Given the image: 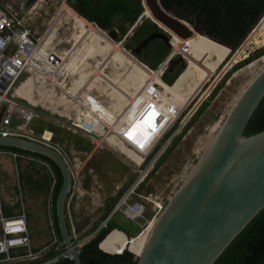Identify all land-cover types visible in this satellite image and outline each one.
Here are the masks:
<instances>
[{"label":"built area","instance_id":"obj_1","mask_svg":"<svg viewBox=\"0 0 264 264\" xmlns=\"http://www.w3.org/2000/svg\"><path fill=\"white\" fill-rule=\"evenodd\" d=\"M29 19L27 20L23 15H15L5 11L0 4V115L2 114L0 136L17 137L36 142L53 149L62 156L69 168L72 181L71 193L68 199L69 210L73 199H83L88 195L86 182L89 177L85 170L93 159L96 150L84 155L82 152L69 154L62 146L53 141V134L48 132V129L36 133L33 123L36 120L47 122L49 119L40 117L39 112L35 110L36 101L34 99L41 97L46 101L53 102V104L59 101V105H55L61 107L64 104V110H66V108H70L78 96L76 107L79 110L76 111L78 116L75 119L76 124H73V129L85 133L88 140L99 149L102 148L103 144H97L96 134H99L102 130H108L110 137L104 139L105 143L118 151L124 163L132 167L136 174L135 182L118 201L113 214L108 216L103 225L105 227L106 223L113 219L117 212L122 213L125 220L137 223L138 220L143 219L145 208L140 200H135V197H137L136 192L148 176V172L152 171L156 161L166 153L169 146H172L173 141L182 130L189 126L200 109L197 96L204 86L188 101L180 104L178 99L174 102L167 96L168 85L161 80V77L167 72L171 62L176 57H183L188 54L191 44L188 41L176 44L172 41L171 51L161 64L155 70L146 67L148 75H146L140 92H142L141 96L144 97L142 99L143 103L148 104L151 102V105H155L153 122L160 126V132L148 138L143 134L132 135L131 138L127 121L130 109L122 117L115 116L113 108L107 106L104 101L99 100L98 96L94 95L95 92L101 94V92L105 93L109 90L108 96L110 99L115 97L112 88L103 81L102 76L99 79L92 80L93 84L87 87L86 91H81L86 84V80L89 77L91 78L89 74H85L86 71L84 70L83 62L85 59L82 54L86 50L80 52L73 47L68 52H60L57 49L59 47L58 43L54 42L56 41L54 31L50 28L43 36L37 38L31 33L30 26L27 27ZM89 25L93 31L97 30L107 37L106 32L99 30L94 24L89 23ZM52 33L51 44L49 37ZM70 52H73V54L69 55ZM23 77L24 79L21 81ZM109 77L114 78L113 75H109ZM26 81L31 83L30 97L33 103L27 102L18 93V88ZM97 81L106 84V87ZM97 85L100 87L99 89ZM79 93L80 95H78ZM21 100L26 101L28 105L19 102ZM143 103L140 102V106L138 105L136 114L142 105L144 108ZM96 106L101 108L102 113L100 115L102 116H97L100 119L98 120L97 130L90 131L87 127L86 118L90 112L96 115L93 112ZM134 106L135 104L132 102L130 108ZM62 127L64 128L63 125ZM5 161L14 164L17 173L13 202L2 198L0 178V264H54L62 258L72 261V257L59 240L55 229L52 197L56 181L50 165L32 155L0 150V165ZM23 164L44 169L46 176L51 179V197L48 200L47 214L48 228L52 239L48 245L41 247H36L32 242L27 197L19 173V168ZM89 195L94 200V194ZM166 204L154 205L153 211L157 217H154L152 221H156ZM94 235L92 237L85 236V238H81L82 241H79L71 232L74 248L79 255L84 245ZM52 252L55 253L54 257L51 256Z\"/></svg>","mask_w":264,"mask_h":264},{"label":"rangeland","instance_id":"obj_2","mask_svg":"<svg viewBox=\"0 0 264 264\" xmlns=\"http://www.w3.org/2000/svg\"><path fill=\"white\" fill-rule=\"evenodd\" d=\"M1 1L3 3V6L8 9L11 14L20 16L23 15L27 18V20L28 18H30L27 27L30 26L29 28L31 30V33L37 38L43 36L44 33L51 28V30L55 29L56 33L54 32V37L56 38V41L54 42L58 43L57 45L59 47L57 49L60 52H68L70 51V48L72 49L74 47L73 44L75 42H72L71 38L73 37L72 35L77 32V30H74V25H72L73 23L70 20L66 21V16L60 15L62 9L61 7L66 6L70 8L68 5V2L70 0H35L34 3H32L25 11H23L24 0ZM179 13L182 16V19L187 23H189V21L193 18V14L191 12H186L184 14H181V12ZM263 21L264 17L236 51L232 52V49L230 48L231 53L228 54L215 74L205 85H203L204 87L198 92L197 100H199V108L207 102L209 96L219 85L223 84L222 88L220 89V91H218L216 97L212 99V101H210L202 115L198 117L193 125L188 129L186 134L182 137V139L170 153V155L166 157L164 163L160 166V168L154 171L155 165L161 160V158L156 161L154 167L152 168V171L150 170L151 172H148V176L145 178L141 185L143 186V190L141 192L137 191L135 194L137 196L135 197V200H140L145 208L143 219L138 220V222L135 223L125 220L122 216V213L117 212L114 215L113 220L117 221L121 226H123L130 232L129 236H126L125 234L119 232L126 238L127 241L132 242L137 238L139 239L141 234L149 226L148 222L153 223L154 221L152 222V220L154 219V217H157L153 211L154 205L167 203V201L172 198L173 195L179 190V188H181V186L185 183L186 179L190 176L193 169L196 167L197 163L203 156L204 152L215 138L218 131L214 132L213 129L216 126L223 125L237 98H239L243 90L247 88V86L264 68V66L260 64L255 69L254 74L240 75L236 78H233L235 74L243 70L251 63L257 62L260 59L259 58L237 70L226 80V76H228L233 67L237 66L243 61L245 62L255 51L264 48V46L254 45L253 40H251V36H253V34ZM58 22L60 23L58 24ZM144 23L145 17L141 19L138 18L134 22H129L120 18L116 22L118 39L113 41L107 32L106 35L112 43L116 44L117 47H119L120 50L130 55L132 58L136 59L144 66H147L149 69H151L149 66L150 63H148L147 65L142 56H134L131 53L130 49L125 47L126 42L130 41V39L132 38V33L135 32V30L137 31ZM134 26H136V28L131 33V29ZM118 27H122L125 30V34L121 33ZM117 54L118 52H115L112 56H115ZM237 54L238 56L235 57ZM183 57L178 56L174 60L182 58L186 66L187 62L190 60V57L188 56V54L184 55ZM83 64L85 67L84 70L86 71L85 74H89L91 78L89 77L86 80V84L83 86L81 91H86V87H89L91 84H93L92 80L99 79L103 74L107 77H109V75H113L116 80V86L121 85L122 87V84H125L126 86L128 85L127 89L129 91L127 95L123 94L121 96L119 92L117 93L118 95L114 94V96L117 95V100L110 99V97L108 96L110 92L109 90H107L105 93L101 92V94H99L98 92H95L94 94L95 96H98L99 100L104 101L107 106L114 108V112L116 111L115 116H124L130 109V104L133 102V95L137 94L138 91L140 93V90L142 89V87H140L139 85L138 89L135 90L132 87L131 79H129L127 82V77H129V74H131V68H127L125 66L122 67L118 60L111 64L110 59L109 65H105L103 67V72L99 69L93 68L94 65L90 62L84 61ZM118 66L121 67V69H117L119 68ZM140 77H144V79L146 78L145 75H142ZM23 79L24 77L21 79V81ZM122 80L124 81V83ZM97 82L106 87V84L100 81ZM97 87L98 89L100 88L98 85ZM113 89L114 88H112V90ZM78 95H80V93ZM34 100L38 102V105H35V110L39 112L40 117H47L49 119V121L47 122L36 120L33 123V127L36 133H40L42 132V130L48 129L47 131L53 134V141L56 144L62 146L69 154L82 152L84 155L96 150L93 159L87 165L85 170L87 176L89 177L88 181L86 182L88 195L83 199H73L72 204L69 206V210L67 205L70 230L79 241H82L81 238H85L86 235L88 237H92L101 228L104 227V222L102 223V219L105 214L104 209L108 204L113 205L112 211L115 209L118 201L135 182L134 181L131 184V180L135 178V171L132 167L124 164L123 158L120 156L118 151H116L109 144L105 143L104 139H106V137H110L108 130H102L99 134H96L97 144H103L102 148L99 149L96 148L95 144L88 140L85 133L73 129V124H76L75 119L78 116V113H76V111L79 110L76 107L78 105V96L75 98L76 102L73 101L70 108H66V110H64V104H62L61 107L57 106L60 103L59 101H57V103H55L57 105H55L53 104V102L46 101L41 97H36V99ZM186 100L188 101L189 99ZM121 101L123 104H120ZM19 102L24 105H28L26 101L21 100ZM118 108H120V110H118ZM99 115L100 114L96 115L93 118L90 116V114H88L87 117L94 119L93 121L97 124L98 127L99 121L97 120L100 119H98L97 116ZM127 121L130 124L128 129L131 135L135 136V133L133 134V132L137 131L135 126L130 121V119H128ZM62 125L64 126V128L62 127ZM97 127L94 130H97ZM170 148L171 146L167 148L168 150L166 151V153H164L165 155ZM6 162H3L0 165L2 198L6 201L13 202V191L14 184L16 182L17 171L14 164H10V161ZM91 171L92 173H90ZM19 173L24 184V193L27 197L32 242L36 247L48 245L52 239L50 229L48 228L47 214L48 200L51 197V184H48V180L45 179L46 171L38 166L29 167L26 164H23L19 168ZM30 177L33 183L27 186L26 181ZM39 184H43L46 187L41 190H36L35 187ZM89 194H94V200L90 198ZM113 200H116L115 203H113ZM134 257L137 258L135 255Z\"/></svg>","mask_w":264,"mask_h":264},{"label":"water","instance_id":"obj_3","mask_svg":"<svg viewBox=\"0 0 264 264\" xmlns=\"http://www.w3.org/2000/svg\"><path fill=\"white\" fill-rule=\"evenodd\" d=\"M30 1L24 0L23 11L30 6ZM140 2L144 8L142 17L148 10L152 19L145 17V22L154 25L155 31L137 49L131 50L134 56L138 57L142 48L156 40L171 49L172 36L182 41L202 36L231 51L223 43L207 37L205 31L208 28L190 25L177 11L165 9L160 0ZM109 36L113 41L118 39L115 31L109 32ZM178 65L182 72L185 70V62L178 58L172 61L169 72ZM263 99L264 68L236 100L185 183L167 201L145 248L140 256H136V264H215L264 210V131L253 137L244 136ZM1 117L2 114L0 121ZM0 148L37 154L50 160L59 170L62 183L56 200L58 229L72 262L82 264L72 242L67 218L72 181L62 156L51 148L17 137L0 136ZM114 232L109 233L101 244Z\"/></svg>","mask_w":264,"mask_h":264},{"label":"trees","instance_id":"obj_4","mask_svg":"<svg viewBox=\"0 0 264 264\" xmlns=\"http://www.w3.org/2000/svg\"><path fill=\"white\" fill-rule=\"evenodd\" d=\"M34 1L35 0H32L30 4L34 3ZM160 3L169 11L177 9L181 13L192 12L193 18L189 21V23L193 26L208 28L205 31L206 36L223 43L228 48H231L232 52L236 51L244 43L264 17V0H160ZM0 4L5 11L9 12L8 9L3 6L1 0ZM68 5L81 18L90 23H94L104 32H110L116 28L115 20L117 18L134 22L144 11L140 0H74L73 3L68 2ZM147 17L150 18L149 16ZM263 24L264 21L257 28L253 36H251V40L261 30ZM154 28V25L144 23L137 31H135L134 36L135 38L139 37L140 39L145 38V36H149L148 34L152 32ZM118 29L121 33L125 34V30L122 27H118ZM154 47L156 49V55L153 58L152 63L149 65L151 69H156L169 53L168 49L158 41L154 42ZM237 56L238 54L235 57ZM262 56H264V48L255 51L245 62L243 61L233 67L228 76H226V80L234 72L244 67L246 62L251 63ZM181 72L182 70L180 68H176L173 74L167 72L162 76V81L167 85L172 86ZM222 86L223 84L219 85L209 96L207 102L204 103L197 111L195 117L191 121V124L182 130L173 142V145L167 154L155 165L154 171L160 168L166 157H168L178 145L182 137L186 134L196 119L202 115L210 101L216 97ZM263 131L264 99L251 118L244 132V136L246 138L253 137ZM0 150H10L20 154L32 155L44 160L50 165L56 181L52 197V214L58 238L62 242L56 218V200L62 183L59 170L50 160L37 154L8 148H0ZM45 179L48 180V184L51 183L49 176H46ZM133 181L134 179L131 180V183ZM26 183L27 186L33 183L31 177L26 181ZM45 187V185L39 184L35 187V189L41 190ZM142 190L143 186H140L138 192H141ZM115 201L116 200H113V203H115ZM112 206L113 205L108 204L104 209L105 214L102 219V223L110 215ZM115 230L125 234L126 236H129L130 234V232L121 226L117 221L113 219L109 220L106 223V226L98 231L82 248L79 255L82 264L137 263V258H135L134 255L138 256L142 250V245L138 241V238L133 240L131 243H128L126 238L121 233L114 232L100 246L101 250L108 254L99 249L100 243L107 235H109V233ZM126 249H129L132 254L124 251ZM54 255L55 253L52 252L51 256L54 257ZM54 264H74V262L69 261L66 258H62ZM215 264H264V210L232 242Z\"/></svg>","mask_w":264,"mask_h":264},{"label":"bare ground","instance_id":"obj_5","mask_svg":"<svg viewBox=\"0 0 264 264\" xmlns=\"http://www.w3.org/2000/svg\"><path fill=\"white\" fill-rule=\"evenodd\" d=\"M61 8L62 9H61L60 15L66 16L67 17L66 21L70 20L73 23L72 25H74L73 26L74 30H77V32L75 31L76 33H74V35H72L73 36L72 38L70 35L72 42H75L73 44L75 50L78 49L80 52L86 50L82 54V56L88 60L94 61L95 62L94 67H96V69H99L102 72H103V70H102L103 67L105 65H109V59H110L111 64H113L114 62H116V60H118L120 65H122V67L125 66L127 68H131V74H129V77H127V82L129 79H131L132 80V87L135 90L138 89L139 85H140V87L143 86L145 79H144V77L141 78L140 76L148 75L146 66H144L143 64L138 62L136 59L132 58L130 55H128L125 52H123L122 50H120L116 44L112 43L101 32H99L97 30L93 31L91 29L89 23H87L83 18H79L74 10H72L66 6L61 7ZM147 16L150 17L149 19H152V16L148 12V10H146V13L144 14V17H147ZM59 23L60 22H58V24ZM53 27H54V25H53ZM53 31L55 32V29ZM172 37L174 38L175 44L181 43V41L177 37H175V36H172ZM52 39H53V33L49 37V42H52ZM252 40L254 42V45H256V46H264V24H263V27L261 28V30L257 33V35ZM188 42L191 44V48L188 50V56L190 57L189 58L190 60L189 61L187 60L188 62H187L186 68H185V70H183V72L180 74L179 78L176 80L177 82L172 86H168L169 91H167L168 92L167 96L174 102L178 99L180 104L187 101L186 99L191 98L194 94H196L203 87V85H205L209 81V79L215 74V72L218 70L220 65H222V63L224 62V60L226 59V57L230 53L229 49H227V48H225L219 44H216V43L212 42L211 40H209L208 38H205L202 36L196 35L194 38L189 39ZM71 46H72V44H71ZM176 47H178V45H176ZM115 52L116 53L118 52V54L115 56H112V55H114ZM76 53H78V52H76ZM71 54H73V52L69 53V55H71ZM260 64H262L264 66V57L260 58L257 62L251 63L250 65L245 67L243 70L239 71L237 74L234 75L233 78H236L240 75H252V74H254L255 69ZM117 69H121V67H119ZM115 71H117V70H115ZM102 79L107 85L114 88L113 89L114 94H117L119 92V94L121 96L123 94L127 95L128 91H129L127 89L128 85L126 86L125 84H122V87H121V85L116 86L115 78L112 79L111 77H107L104 74L102 75ZM123 83H124V81H123ZM18 93L22 97H24L27 102L33 103V101L31 100V97H30L31 96V83H30V81H26V82L22 83L20 88H18ZM141 94H142V92L139 93V91H138L137 94L133 95V102L135 104L134 107H136V108L135 109H133L134 107L130 108V111H128L130 114L128 119H130V121L133 123V125L135 126V128L137 130V131L134 130L135 132L132 131L133 134L135 133L134 135L143 134L144 136H146L148 138V137L154 136L157 133H159L160 132V129H159L160 126L156 125V123L153 122V118L155 115L153 109L155 107L153 105H151V102H149L148 104L146 102L143 103L142 99L144 97H142ZM117 95H115V97H113L114 100L116 99ZM237 100H238V98H237ZM130 101H132V100H130ZM140 102L144 104V108L142 107L143 106L142 105L136 114V109L138 108V105L140 104ZM36 104L38 105V102H36ZM120 104H123L122 101ZM121 108H122V106H121ZM118 110H120V108H118ZM94 111H95V109H93V112ZM100 111H101V109H100ZM96 115H93V113L90 112L91 117L94 118ZM99 116H101V115H99ZM86 120H87V127L90 131H93L94 129H96L95 127H93V123H94L93 120L94 119L87 117ZM161 124H162V122H161ZM134 126H133V128H134ZM221 126L219 125V126H216L214 129L213 128L212 129L214 132H216V131H219L218 129H220ZM139 132H142V133H139ZM130 137L132 138L133 136L130 135ZM155 223H156L155 221L153 223H149V226L146 228V230L141 234L140 238L138 239V241L142 245V250L138 256L141 255L143 249L145 248V246H146V244L150 238V235L154 229Z\"/></svg>","mask_w":264,"mask_h":264},{"label":"flooded vegetation","instance_id":"obj_6","mask_svg":"<svg viewBox=\"0 0 264 264\" xmlns=\"http://www.w3.org/2000/svg\"><path fill=\"white\" fill-rule=\"evenodd\" d=\"M152 32H150L148 35H150ZM132 37L133 38H131L130 41L126 42V44H125L128 46V49H130V51L137 49V45H139L141 43V40L143 39V38L140 39L139 37L135 38L134 35ZM145 37H147V36H145ZM138 41H139V43H138ZM155 53H156V49L154 48V42H153L150 46H148L146 48H142L138 53V57L142 56L144 58V60H151L152 61L156 55Z\"/></svg>","mask_w":264,"mask_h":264},{"label":"crops","instance_id":"obj_7","mask_svg":"<svg viewBox=\"0 0 264 264\" xmlns=\"http://www.w3.org/2000/svg\"><path fill=\"white\" fill-rule=\"evenodd\" d=\"M143 9H144V8H143ZM72 10H73V9H72ZM170 11H177V9H173V10H170ZM143 12H144V11H143ZM177 12H178V11H177ZM75 13H76V12H75ZM178 13H179V12H178ZM191 13H192V12H191ZM76 14H77V13H76ZM142 14H143V13H142ZM179 14H180V13H179ZM181 14H184V13H181ZM192 14H193V13H192ZM77 15H78V14H77ZM118 19H119V18H117V19L115 20V23L118 21ZM84 20H85V19H84ZM85 21H86L87 23H90V22H88L87 20H85ZM145 23H146V22H145ZM91 24H94V23H91ZM189 24H190V23H189ZM94 25H95V24H94ZM190 25H191V24H190ZM95 26H96V25H95ZM200 28H201V27H200ZM98 29H99V28H98ZM154 29H155V28H154ZM154 29L152 30L153 32L155 31ZM99 30H101V29H99ZM111 31H115L116 33H118V31H117L116 28H114V29L111 30ZM111 31H110V32H111ZM133 31H134V30H133ZM135 31H136V30H135ZM158 31H160V30H158ZM153 32H152V33H153ZM108 33H109V32H108ZM131 33H132V31H131ZM134 33H135V32H133L132 35H134ZM152 33H151V34H152ZM151 34H150V35H151ZM150 35H149V36H150ZM123 37H125V36H123ZM147 37H148V36H147ZM147 37L143 38V39L141 40V43H140L139 45H137V47L140 46V45L142 44V42H143ZM156 41L160 42L159 40H156ZM156 41H154V42H156ZM138 43H139V42H138ZM160 43H161V42H160ZM161 44H162V43H161ZM150 45H151V44H150ZM150 45H149V46H150ZM154 48H155V47H154ZM169 50H170V49H168V51H169ZM168 54H169V53H168ZM167 56H168V55H167ZM167 56H166V57H167ZM166 57H165V58H166ZM165 58H164V59H165ZM84 59H86V58H84ZM164 59H163V60H164ZM163 60H162V61H163ZM85 61L90 62L91 64L95 65V64H94L95 62L92 61V60H88V59H86ZM146 61H147V62H146ZM149 61H150V62H149ZM149 61H148V60H145V62H146L147 65H148V63L151 64L153 60H152V61L149 60ZM162 61H161V62H162ZM160 64H161V63H160ZM158 66H159V65H158ZM93 68H96V67L93 66ZM169 68H170V67H169ZM169 68H168L167 72L173 74V72L175 71V69H176V68H180V66H179V65H178V66H175L173 72H169ZM167 72H166V73H167ZM83 78H84V77H83ZM176 80H177V79H176ZM94 109H95L94 113H96L97 115H98V114H101V111H100L101 108H100V107L96 106V108H94ZM89 114H90V113H89ZM93 127H95V128L97 127V124H96L95 122L93 123ZM5 162H6V161H5ZM5 162H4V163H5ZM6 163H7V162H6Z\"/></svg>","mask_w":264,"mask_h":264},{"label":"clouds","instance_id":"obj_8","mask_svg":"<svg viewBox=\"0 0 264 264\" xmlns=\"http://www.w3.org/2000/svg\"><path fill=\"white\" fill-rule=\"evenodd\" d=\"M78 16H79V15H78ZM141 18H144V17H142V15H141V16L139 17V19H141ZM101 31H102V30H101ZM103 32H104V31H103ZM107 33H108V32H107ZM108 34H109V33H108ZM172 41H174V38H173V37H171V39H170V44H171ZM180 41L182 42V40H180ZM186 41H188V40H186ZM171 48H172V44H171ZM170 51H171V49L169 50V52H170ZM230 53H231V52H230ZM173 61H174V60H173ZM171 63H172V62H171ZM170 65H171V64H170ZM146 67H147V66H146ZM169 67H170V66H169ZM147 68H148V67H147ZM151 70H155V69H151ZM165 73H166V72H165ZM165 73H164V74H165ZM181 73H182V72H181ZM178 77H179V76H178ZM177 79H178V78H177ZM161 80H162V77H161ZM162 82H163V81H162ZM163 83H164V82H163ZM174 83H175V82H174ZM164 84H166V83H164ZM166 85H167V84H166ZM173 85H174V84H173ZM168 86H169V85H168ZM200 108H201V107H200ZM195 115H196V114H195ZM194 117H195V116H194ZM192 120H193V119H192ZM190 124H191V123H190ZM190 124H189V125H190ZM175 140H176V139H175ZM175 140H174V141H175ZM174 141H173V142H174ZM172 145H173V143H172ZM164 155H165V154H164ZM164 155H163V156H164ZM163 156H162V157H163ZM162 157H161V158H162ZM124 164H125V163H124ZM134 174H135V173H134ZM135 180H136V174H135L134 181H135ZM134 181H133V182H134ZM131 184H132V183H131ZM139 188H140V187H139ZM138 190H139V189H138ZM67 218H68V216H67ZM105 221H106V220H105ZM150 222H151V221H150ZM148 224H149V223H148ZM101 229H102V228H101ZM101 229H100V230H101ZM100 230H99V231H100ZM115 231H116V232H119V231H117V230H115ZM100 246H101V243H100V245H99V249L101 250ZM101 251H102V250H101ZM124 251H126V250H124ZM127 251H128V250H127ZM102 252H104V251H102ZM128 252H129V251H128ZM104 253H106V252H104ZM130 253H131V252H130ZM106 254H108V253H106ZM131 254H132V253H131ZM118 255H120V254H118ZM133 255H134V254H133Z\"/></svg>","mask_w":264,"mask_h":264}]
</instances>
